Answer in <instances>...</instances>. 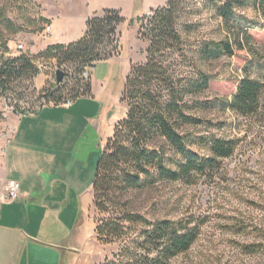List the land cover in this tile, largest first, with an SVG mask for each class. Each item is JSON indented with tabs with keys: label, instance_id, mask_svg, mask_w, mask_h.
I'll return each instance as SVG.
<instances>
[{
	"label": "rangeland",
	"instance_id": "rangeland-1",
	"mask_svg": "<svg viewBox=\"0 0 264 264\" xmlns=\"http://www.w3.org/2000/svg\"><path fill=\"white\" fill-rule=\"evenodd\" d=\"M177 1L176 29L181 35V45L179 50H168L161 58L173 76L178 91L176 101L190 119L176 114L174 125L185 135L187 148L201 157L213 155V137L233 139L236 142L234 153L220 158L219 168L198 174L191 182L171 181L159 175L158 162L162 160L166 167L176 169L183 158L154 128L146 143L150 151H155V160L148 165L150 176H144L137 189L125 190L122 199L117 197L113 200L116 202H107L106 210H100L94 203L90 213L97 225L114 220L124 228L120 238L101 234L108 263L124 264L135 255L145 253L137 242L143 239L142 231L149 225L126 220L124 215L128 211L150 222L169 219L199 225L201 233L195 243L188 251L174 257L170 264H264V94L259 111L253 115L242 116L229 108L246 75L264 81V16L251 0L236 4L228 22L217 12L216 5H221L222 1ZM167 2L132 0L130 8L124 7L122 15L127 20L121 37L118 30L104 43L107 49L114 48V54L123 46L120 60L98 62L91 75L84 79L90 81L92 76L96 87L102 84L107 88L109 82L110 88L121 90L131 60L147 61L149 41L140 37V25L143 23L144 31L148 32L152 15L149 10ZM51 7L60 12L55 0L51 1ZM39 8L38 0H0V57L32 54L37 57L39 69L32 80L26 76L15 80L13 89L7 93L18 105L32 109L53 93L60 95V82L52 72L55 67L61 65L68 73L67 83L72 87L82 79L75 64L61 63L59 57L47 55L46 49L35 52L34 35L43 32L47 24L45 18L38 16ZM219 42L229 43L232 54L220 52L219 57L202 56L204 47L214 48ZM20 43L25 50L18 49ZM202 75L209 77V86L202 92H188L185 87L188 81ZM1 98L0 131H3L5 102H1ZM125 142L129 143V138ZM250 244L260 250L245 252L243 247ZM103 263L105 261L100 264Z\"/></svg>",
	"mask_w": 264,
	"mask_h": 264
},
{
	"label": "crops",
	"instance_id": "crops-1",
	"mask_svg": "<svg viewBox=\"0 0 264 264\" xmlns=\"http://www.w3.org/2000/svg\"><path fill=\"white\" fill-rule=\"evenodd\" d=\"M51 1L38 0V16L51 25V32L45 28L34 35L35 52L80 39L88 18L102 15L106 8L122 13L133 4L132 0H55L60 6L56 12ZM125 22L118 27L120 37ZM123 50L121 46L118 54L102 61L116 63ZM136 62L131 60L127 75ZM90 83L91 92L71 105L46 104L3 118L9 138L0 139V264L108 260L90 212L99 158L116 125L127 116L128 105L122 100L124 86L117 90L108 82L107 88L96 87L92 76ZM9 180L18 182L13 199L2 197Z\"/></svg>",
	"mask_w": 264,
	"mask_h": 264
},
{
	"label": "trees",
	"instance_id": "trees-1",
	"mask_svg": "<svg viewBox=\"0 0 264 264\" xmlns=\"http://www.w3.org/2000/svg\"><path fill=\"white\" fill-rule=\"evenodd\" d=\"M219 1L223 3L216 5L217 12L228 22L233 17L235 5L246 0ZM251 1L264 16V0ZM178 10V1L168 0L166 5L150 10L151 27L148 32L144 31L143 23L140 25V37L144 41H149L146 50L147 61L132 64L122 93V100L128 105V114L116 125L115 133L108 139L97 164L94 203L100 210L107 209L105 205L107 202H116L113 200L123 197L125 190L137 189L144 178L150 176L148 165L155 160L153 156L155 151H150L146 143L154 128L183 158L176 169L166 167L162 160L158 162L159 175L171 181L183 179L191 182L198 174L216 170L220 166L219 159L230 157L236 148L233 139L213 137L211 140L213 155L201 157L187 148L185 135L174 125L176 114L186 120L190 119L176 101L178 91L174 87L173 76L161 58L168 50L180 48L181 35L176 29ZM125 21L126 18L120 9L106 8L102 15L95 14L88 18L83 37L67 45H50L45 53L59 57L61 63L75 64L81 74L85 65L113 56L114 48L107 49L104 43L116 35L119 25ZM220 52L232 54L233 49L229 43L219 42L214 48L210 45L204 47L202 56L219 57ZM36 58L35 55L27 53L16 57H0V96L9 95L7 92L13 89L15 80L25 76L32 80L36 76L39 70ZM65 73L64 79L58 82L60 95L53 93L46 97L47 102L51 100L60 102L68 97L75 100L91 92L90 81L79 78L77 86L72 87L67 83L68 73ZM209 83V77L202 75L188 81L185 87L188 92L198 93L206 89ZM263 94L264 81L246 75L229 103V108L242 116L253 115L261 107ZM127 138L129 143L125 142ZM119 190L120 195L117 196ZM124 218L131 223L143 222L149 225L142 231L143 239L137 242L145 253L135 255L132 261L124 264H170L174 257L188 251L201 233L198 224L191 226V223L183 220L173 222L169 219H158L150 222L145 217L128 211ZM97 233L100 240L103 233L120 238L124 228L113 220L97 225ZM243 250L256 253L260 249L257 245L250 244L243 247ZM107 261L103 264H115Z\"/></svg>",
	"mask_w": 264,
	"mask_h": 264
},
{
	"label": "built area",
	"instance_id": "built-area-1",
	"mask_svg": "<svg viewBox=\"0 0 264 264\" xmlns=\"http://www.w3.org/2000/svg\"><path fill=\"white\" fill-rule=\"evenodd\" d=\"M46 30L48 32H51V25H47L46 26ZM18 49L19 50H25V46L24 44L20 43L18 45ZM96 67V63H91V64H87L85 65V67L83 68L82 72H81V77L82 78H87L91 75V73L93 72V70ZM58 69H62L61 65L60 68L55 67L53 69V75H55L56 78V71ZM4 101L5 102V112L4 114H2L3 118L8 117L10 114H16V115H22L25 113H30L33 109L30 107H27L24 104H20L18 105L17 103L14 102L13 97H11L10 95H4L1 98V102ZM74 99H72L71 97H68L60 102H55V101H45L43 102L42 105H46V104H52V105H57V104H62V105H71L73 103ZM37 106L34 109L40 107ZM8 139L9 138V131H0V139ZM18 195V182L16 180H9L4 188V191H2V197L5 199H13Z\"/></svg>",
	"mask_w": 264,
	"mask_h": 264
},
{
	"label": "water",
	"instance_id": "water-1",
	"mask_svg": "<svg viewBox=\"0 0 264 264\" xmlns=\"http://www.w3.org/2000/svg\"><path fill=\"white\" fill-rule=\"evenodd\" d=\"M65 75H66V73H65L64 70L58 69L56 71V79H57V81L58 82H61L64 79Z\"/></svg>",
	"mask_w": 264,
	"mask_h": 264
}]
</instances>
